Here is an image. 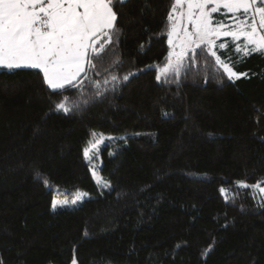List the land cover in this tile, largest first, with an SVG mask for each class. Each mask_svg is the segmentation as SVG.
Masks as SVG:
<instances>
[{"label":"trees","instance_id":"obj_1","mask_svg":"<svg viewBox=\"0 0 264 264\" xmlns=\"http://www.w3.org/2000/svg\"><path fill=\"white\" fill-rule=\"evenodd\" d=\"M172 4H114L119 42L89 72L100 96L88 81L53 90L38 69H0L2 264H264V194L251 187L264 181V55L234 81L206 55L157 81ZM129 72L114 91L102 83ZM65 96L70 113L55 109ZM93 131L116 136L99 151L110 187L84 158ZM77 189L79 205L51 207Z\"/></svg>","mask_w":264,"mask_h":264},{"label":"snow or ice","instance_id":"obj_2","mask_svg":"<svg viewBox=\"0 0 264 264\" xmlns=\"http://www.w3.org/2000/svg\"><path fill=\"white\" fill-rule=\"evenodd\" d=\"M126 2L127 0H0V69H38L43 73L44 83L53 90H63L66 86L83 89L85 81H88L98 89L95 95H102L101 81H93L89 72L96 70L95 61L106 48L119 42L118 14L114 10V4L123 5ZM222 9L225 10L222 15L228 23L216 20L213 16L214 13H221ZM167 20L170 51L166 63L157 72V81L163 79L167 82L170 76L179 81L186 74V68L197 62L198 55L214 58L217 73L225 74L228 80L234 81L248 75L235 70L240 63L253 54L264 55V0H173ZM221 37H231V43L217 45ZM144 47L141 45L142 49ZM217 49L226 51L218 54ZM121 63L122 60L117 59L113 66ZM96 74L100 75L98 72ZM135 75L134 72L123 77L111 75L102 83L111 85V90L114 91L121 82L128 81ZM69 100L67 96L62 97L60 102L55 103V109L70 113L78 105H70ZM83 103L87 104L88 101ZM91 135L94 140L84 149V156L89 163L105 139H113L103 135L95 139L97 134ZM39 175L37 173L38 177ZM92 175L96 178L97 185L110 187V181L103 180L95 168ZM44 183L47 185L48 181L44 180ZM239 183L242 187H249L246 182ZM262 184L264 181H257L251 187L264 194ZM220 191L222 194L227 192L224 188ZM86 196L88 193L79 192L71 201L53 199L51 207L56 209L58 206L76 205ZM225 199H228L227 195ZM209 251L211 245L205 249L204 255ZM72 264H77L75 258Z\"/></svg>","mask_w":264,"mask_h":264},{"label":"rangeland","instance_id":"obj_3","mask_svg":"<svg viewBox=\"0 0 264 264\" xmlns=\"http://www.w3.org/2000/svg\"><path fill=\"white\" fill-rule=\"evenodd\" d=\"M170 10H171V9H170ZM224 11H225V10L222 9V10H221V13H214L213 16H214V18H215L216 20H224L225 23H228V20L222 15V13H223ZM228 15L231 16L230 13H229ZM189 30H191V26H190V25H189ZM167 31H168V23H167ZM166 36H167V32H166ZM223 38H228V39L231 40V37H221L220 39H223ZM220 39L217 41V45H218L219 43H223V42H225V40H224V41H220ZM240 42H241V43L243 42V38H241V41H240ZM167 44H168V37H167ZM169 51H170V47H169V44H168V51H167V54H166V57H165V62L163 63V65H162L161 67H163L164 64L166 63V58L168 57V53H169ZM169 78H171V76H170ZM169 78H168V79H169ZM92 133H96V134H97V136L95 137V139L100 138L101 135H103L105 138H106V137H113V139H111V140L105 139L104 143H102V144L98 147L97 154H96V156L93 158V160L91 161V163H89V161H88V160L85 158V156H84L85 161L87 162V165H88V167H89L90 174H91V176H92L94 182L96 183V178L92 175V170H93V168H95L96 172H97L98 175L101 177L100 172H99V167H100V163H101V160H100V153H99V151H100V149L102 148V146H104V145H106V144H109L111 141L115 140V139H116V136L109 135V134H104V133H101V132H98V131H93V132H91V134H92ZM91 134H90V137H89V140H88L87 144L85 145V148H86V147H89V146H90V141H93V140H94V137H93ZM85 148H84V149H85ZM83 153H84V150H83ZM79 192H85V191H83L82 189H77V190L75 191V194H74L73 196H69V197H67V196H55L53 199H56V200H58V201H63V200L71 201L72 199H74V198L76 197V195H77ZM86 197H88V196H86ZM86 197H84V198H86ZM84 198H83V199H84ZM83 199H82V200H83ZM82 200H81V201H82ZM52 201H53V200H52ZM81 201H78V203H77L76 205H69V206H65V207H63V208H69V207L77 206V205H79V203H80ZM57 208H59V206H58Z\"/></svg>","mask_w":264,"mask_h":264}]
</instances>
